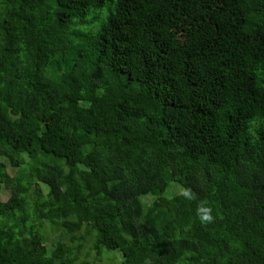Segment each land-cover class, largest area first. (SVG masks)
<instances>
[{
    "label": "trees",
    "instance_id": "obj_1",
    "mask_svg": "<svg viewBox=\"0 0 264 264\" xmlns=\"http://www.w3.org/2000/svg\"><path fill=\"white\" fill-rule=\"evenodd\" d=\"M108 263L264 264V0H0V264Z\"/></svg>",
    "mask_w": 264,
    "mask_h": 264
},
{
    "label": "clouds",
    "instance_id": "obj_2",
    "mask_svg": "<svg viewBox=\"0 0 264 264\" xmlns=\"http://www.w3.org/2000/svg\"><path fill=\"white\" fill-rule=\"evenodd\" d=\"M199 212L203 213V215L201 216L202 220H204V221H211L212 220L211 209L210 208H201L199 210Z\"/></svg>",
    "mask_w": 264,
    "mask_h": 264
},
{
    "label": "rangeland",
    "instance_id": "obj_3",
    "mask_svg": "<svg viewBox=\"0 0 264 264\" xmlns=\"http://www.w3.org/2000/svg\"><path fill=\"white\" fill-rule=\"evenodd\" d=\"M172 192L177 193V192H179V190H178V188H173V189H172ZM8 198H9V194H8V193H4V194H3V199H4V200H7ZM150 200H151V199H145V203L148 204V203L150 202ZM47 234L50 236V233H49V232H48ZM114 261H116V263H117V262H119L120 260H119L118 257H114ZM108 264H109V263H108Z\"/></svg>",
    "mask_w": 264,
    "mask_h": 264
}]
</instances>
